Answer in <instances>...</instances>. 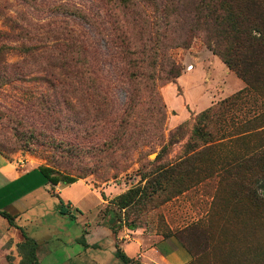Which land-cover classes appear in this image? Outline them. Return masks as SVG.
Instances as JSON below:
<instances>
[{"label":"rangeland","instance_id":"1","mask_svg":"<svg viewBox=\"0 0 264 264\" xmlns=\"http://www.w3.org/2000/svg\"><path fill=\"white\" fill-rule=\"evenodd\" d=\"M200 2L0 0V47L18 69L0 81V156L15 169L51 166L106 189L97 221L114 234L132 224L147 240L175 236L195 264H264V175L237 191L244 173L228 168L258 146L264 167V96L254 92L212 118L215 143L198 144L211 177H193L188 190L168 182L124 211L110 203L185 155L194 118L244 86L194 29ZM175 67L181 75L171 82ZM254 117L247 128L261 127L256 133L227 138ZM62 223L59 237L81 235L76 221Z\"/></svg>","mask_w":264,"mask_h":264},{"label":"trees","instance_id":"2","mask_svg":"<svg viewBox=\"0 0 264 264\" xmlns=\"http://www.w3.org/2000/svg\"><path fill=\"white\" fill-rule=\"evenodd\" d=\"M126 1L128 0H122L123 3ZM199 4L205 6V12L204 16L194 15L192 17L191 22L194 24V29H200L204 32V42L207 48L245 84V87L220 103L205 109L194 118L192 132L186 143L185 155L174 163L157 166L149 174L141 176L138 186L128 189L113 198L110 203L120 211L146 203L154 195L164 191L168 182L174 183L177 181V183H181L185 181L184 190L192 188L193 177L205 171V169L201 168L203 150H199V145H211L217 141L212 140V132L209 131V124L212 118L217 117L220 112L224 115V113L238 106L240 100L247 96L249 92L264 96V0H201ZM187 44L188 42H182V45ZM5 55L4 48L0 47V81L8 83L9 79L6 70L12 68L14 74H17L16 70L18 69L14 67L16 66L15 64L6 62ZM170 75L169 79L174 82L175 79L180 77L181 69L175 67ZM258 117H254L248 122H241L239 125L240 127L244 126V131L241 130L237 134L227 136V138L238 137V139H245L256 133L261 127L249 129L247 126L255 123V119ZM180 130H182V126H179L176 132ZM225 138L224 134H222L218 140ZM259 147L253 148L251 150L252 154L244 158L243 162L245 165L241 163L231 166V168L228 167L232 174H238L237 170L239 168H242V171H239L244 173L242 176L244 178L240 179L239 176L235 182L237 191L241 190L242 182L244 184L251 183L252 178L256 179L260 174L264 175V167L261 168L260 163H258L262 160V158L257 157L262 154V151H259ZM37 171L51 186L59 183L70 185L80 179L77 176L46 165L39 166ZM206 172L203 173L206 175L205 177H211V173ZM143 181L145 183L141 185ZM182 191L181 189L180 193ZM58 212L61 215L69 214L67 209L64 208L62 201H60L58 206ZM0 216L8 222L9 226L19 229L24 236L23 243L18 247L22 257L20 264H38L35 254L36 243L15 224V216L4 210H0ZM128 228L134 229L135 226L131 224ZM170 237L175 238V236H169L168 238ZM77 241L85 248L89 247L85 244L83 236ZM182 247L189 253L184 246ZM115 257L118 259L119 264H132V260L119 249L116 250ZM195 263L196 258L191 256L190 261L186 264Z\"/></svg>","mask_w":264,"mask_h":264},{"label":"crops","instance_id":"3","mask_svg":"<svg viewBox=\"0 0 264 264\" xmlns=\"http://www.w3.org/2000/svg\"><path fill=\"white\" fill-rule=\"evenodd\" d=\"M242 85L239 90L245 87ZM106 191L91 188L81 179L70 185L51 186L37 168L15 169L0 156V210L15 216V224L36 243L38 264H119L115 244L132 264H186L190 261L188 253L174 237L155 235L150 236L155 237L153 240H147L140 229L125 227L114 234L103 220L98 223L97 212L107 203ZM60 201L69 214L58 212ZM66 219L79 223L80 236L59 237L65 229L61 227L62 221ZM139 232L141 235H137ZM81 236L89 247L77 241ZM170 240L173 247H169L167 241ZM23 241L19 229L9 226L0 216V264H20L22 257L18 247Z\"/></svg>","mask_w":264,"mask_h":264},{"label":"water","instance_id":"4","mask_svg":"<svg viewBox=\"0 0 264 264\" xmlns=\"http://www.w3.org/2000/svg\"><path fill=\"white\" fill-rule=\"evenodd\" d=\"M152 157L154 156V155H151Z\"/></svg>","mask_w":264,"mask_h":264}]
</instances>
